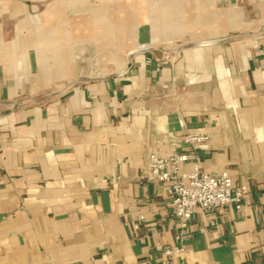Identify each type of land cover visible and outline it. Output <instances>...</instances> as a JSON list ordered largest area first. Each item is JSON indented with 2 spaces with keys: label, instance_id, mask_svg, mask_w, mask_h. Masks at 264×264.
<instances>
[{
  "label": "crops",
  "instance_id": "obj_1",
  "mask_svg": "<svg viewBox=\"0 0 264 264\" xmlns=\"http://www.w3.org/2000/svg\"><path fill=\"white\" fill-rule=\"evenodd\" d=\"M190 132L249 192L180 240ZM0 264H264V0H0Z\"/></svg>",
  "mask_w": 264,
  "mask_h": 264
},
{
  "label": "built area",
  "instance_id": "obj_2",
  "mask_svg": "<svg viewBox=\"0 0 264 264\" xmlns=\"http://www.w3.org/2000/svg\"><path fill=\"white\" fill-rule=\"evenodd\" d=\"M154 56L150 50V58ZM183 140L191 146L189 152H174L168 155L151 153L147 157L142 175L150 181L162 183L172 204V214L178 220L180 230L177 238L188 237L187 225L193 214L200 211H217L225 206L240 209L248 195L246 183L235 184L227 168L208 172L201 169V153L207 147V136L200 132H190ZM190 164L186 167V164ZM142 218V216H140ZM165 263L180 246H157Z\"/></svg>",
  "mask_w": 264,
  "mask_h": 264
}]
</instances>
